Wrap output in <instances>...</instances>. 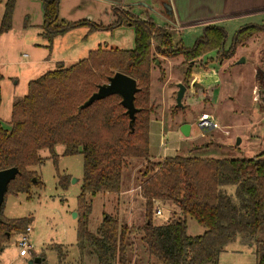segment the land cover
Here are the masks:
<instances>
[{
	"label": "trees",
	"instance_id": "1",
	"mask_svg": "<svg viewBox=\"0 0 264 264\" xmlns=\"http://www.w3.org/2000/svg\"><path fill=\"white\" fill-rule=\"evenodd\" d=\"M39 1L43 10L41 35L49 47L56 36L79 27L97 31L121 25L133 28L134 47L98 46L75 64L61 65L28 82L26 94L12 103L9 128L0 120V170L11 167L18 170L7 185L4 200L8 194L41 188L40 178L30 167L42 163L38 152L44 148L55 162L54 148L60 144L64 146L63 155H82L83 176L76 210V245L80 259L75 264H87L85 257H92L95 264H131L130 252H136L133 233H139L140 248L150 264H218L225 246L238 235L256 236L262 231L264 152L250 159L174 155L155 161L149 153V120L153 110L149 96L151 64H156L158 56H181L188 63L186 83L194 64L204 54L216 50V59L230 58L237 46L264 31V24L240 27L226 52L227 33L216 25L205 27L191 47L176 48L168 31L149 18L115 8L116 19L107 26L89 21L61 22L59 0ZM15 2L5 0L0 34L11 28ZM116 72L136 80L133 121L118 94L82 107ZM135 160L145 163L143 179L138 185L144 200L143 225L134 230L121 224L117 217L104 213L96 230L90 231L91 203L86 198L98 193H119L123 170L129 161ZM57 178L64 190L70 177L58 174ZM226 187H234L233 193H228ZM157 202L174 203L184 216L192 217L205 231L189 236L185 221L177 219L154 224L152 210ZM3 203L0 252L13 232L23 233L31 222L29 217H4ZM55 248L57 264H66L60 245ZM255 264H264V240L255 243Z\"/></svg>",
	"mask_w": 264,
	"mask_h": 264
},
{
	"label": "rangeland",
	"instance_id": "2",
	"mask_svg": "<svg viewBox=\"0 0 264 264\" xmlns=\"http://www.w3.org/2000/svg\"><path fill=\"white\" fill-rule=\"evenodd\" d=\"M4 3L5 0L0 2V23ZM122 11L130 13L123 9ZM250 19L258 23L264 22V16ZM244 20L239 19L234 21V24L225 26L224 30L227 33L225 52L235 31L238 30L237 25L244 26ZM25 23L26 17L19 11L12 20L11 31L0 34V74L3 76L0 120L5 128H9L6 121L9 119L13 101L26 94L28 81L56 69L54 60L58 55L64 60L65 65H69L68 60L72 57L69 54L77 52L81 45L94 49L96 47L94 44L87 46L86 43L98 39V36L110 40L113 36H122L119 38V44L114 42L112 44L127 49L134 46L132 27L126 25H121L112 36L98 34L91 37L86 29L78 34L73 31L72 35L60 39L61 41L57 43L52 41L49 47L47 40L38 34L40 29L34 25L27 31L24 29ZM161 27L171 36L169 28ZM196 29L192 26L183 28L181 32L183 46L191 47L194 44L199 37L196 36ZM172 44L176 48L181 45L173 39ZM64 46L67 47L63 49ZM52 47L55 49L51 50ZM187 64L181 56L170 58L158 56L156 64H151L149 96L153 107L149 120L151 158L156 161L174 155H184L250 159L264 152V31L255 33L237 46L230 58L218 60L216 50L207 52L194 64L191 76L185 83ZM179 83L186 87L182 107L176 105ZM202 113L211 115L218 128L202 131L198 127ZM183 124L189 125L188 136L181 132ZM54 151L57 154L55 162L49 151L44 148L38 152L42 163L30 167V170L35 171L40 178L41 188L32 187L29 193L8 194L5 197L4 217L31 218L28 240L32 250L27 255H19L17 242L20 233L13 232L3 244L0 264H40L43 261L45 264H57L58 254L55 245H60L64 263L75 264L79 260L80 254L76 245L78 224L76 210L83 176L82 155L65 156L64 146L60 144L55 146ZM144 164L142 160L127 163L123 170L119 193H98L86 198L91 203L88 221L90 231L96 230L104 213L117 217L121 224L133 227L134 230L143 225L144 200L139 193L138 185L143 179ZM58 174L70 177L64 190L58 185ZM226 189L232 194L234 187ZM158 208L160 215H155L154 212L152 215L154 224L159 225L168 219H177L185 221L186 233L189 236H198L205 231V228L192 217L184 216L172 202H159ZM131 237L134 238L136 246V252L134 250L130 252L131 264H150L140 248L139 233L136 235L133 233ZM261 240H264V229L256 236L238 235L233 242L225 246L219 255L218 264H255V243ZM84 260L87 264H95L92 257H85Z\"/></svg>",
	"mask_w": 264,
	"mask_h": 264
},
{
	"label": "crops",
	"instance_id": "3",
	"mask_svg": "<svg viewBox=\"0 0 264 264\" xmlns=\"http://www.w3.org/2000/svg\"><path fill=\"white\" fill-rule=\"evenodd\" d=\"M115 8L129 11L143 19L149 18L154 23L169 28L172 32V39L181 45H183L181 36L183 28L196 27V36H201L204 28L207 26L216 25L225 28V26L232 25L235 23L234 21L239 19H245L244 26L249 24H264V22L258 23L250 19L256 16H264V0H59L58 20L61 22L89 21L96 25L107 26L112 24L116 19ZM19 11H22L26 17L24 29L29 31V27L35 25L38 30L40 29L38 34L41 35L43 22L41 2L39 0H16L12 20L14 15ZM240 27L242 25H237L238 29ZM11 28L3 34L11 31ZM120 28L121 26L117 27V29L114 28L112 31H96L91 33L88 28L79 27L63 35L56 36L53 39V43H57L61 41L60 39H65L66 36L72 35L73 31H75V34H78L80 31H85L86 29L91 37H95L98 34H110L112 36ZM98 37V39H92V42L86 43L88 44L87 46L94 44L96 46L94 49L98 46L106 49H127L119 48L112 44V42L119 44V38L122 36H113L112 40L107 37ZM63 42L67 43L66 40H63ZM55 47H52L51 50L55 49ZM65 47L67 46H64L63 49ZM89 48H86V45H81L77 49V52L70 53L69 55H72V57L68 60L69 65H65L64 60L60 59L58 55L54 60L56 68L61 65L69 67L87 57L89 51L94 50ZM1 83L2 79L0 81V91ZM9 121L10 116L6 121L8 126Z\"/></svg>",
	"mask_w": 264,
	"mask_h": 264
},
{
	"label": "water",
	"instance_id": "4",
	"mask_svg": "<svg viewBox=\"0 0 264 264\" xmlns=\"http://www.w3.org/2000/svg\"><path fill=\"white\" fill-rule=\"evenodd\" d=\"M177 87L178 91L176 93V105L178 107H182V98L186 91V87L182 83L177 84ZM137 90L138 88L135 79L124 73L116 72L111 78H109L106 84L101 85L96 92L90 95V97L83 103L82 107H87L95 100L102 99L106 96L118 94L121 97L122 106L127 110L131 121H133L135 112L133 99ZM181 132L188 136L189 125L183 124L181 126ZM17 172L18 170L15 167L0 170V208L4 201V194L7 190V185L9 181L14 178ZM32 262L33 261H30V263Z\"/></svg>",
	"mask_w": 264,
	"mask_h": 264
},
{
	"label": "built area",
	"instance_id": "5",
	"mask_svg": "<svg viewBox=\"0 0 264 264\" xmlns=\"http://www.w3.org/2000/svg\"><path fill=\"white\" fill-rule=\"evenodd\" d=\"M198 127L206 132L213 130L215 128H218V124L214 122L211 115L207 113H202L199 121H198ZM159 202L155 203L153 212L155 215H160V209L158 208ZM30 226L26 228V230L19 235V240L17 242V245L19 246V255L24 256L27 255L30 250H32L31 245L29 244V233H30Z\"/></svg>",
	"mask_w": 264,
	"mask_h": 264
}]
</instances>
